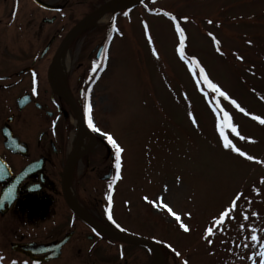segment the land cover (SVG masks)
<instances>
[{"label": "rangeland", "instance_id": "1", "mask_svg": "<svg viewBox=\"0 0 264 264\" xmlns=\"http://www.w3.org/2000/svg\"><path fill=\"white\" fill-rule=\"evenodd\" d=\"M24 7L9 22L13 55L30 38ZM111 15L70 50L74 58L89 46L93 57L106 47L93 110L102 140L111 136L121 149L118 175L108 183L111 227L162 246V264H264V0H143ZM201 69L227 100L208 89ZM76 195L93 205L97 194ZM54 215L43 223L0 215V264H32L5 250L11 242L68 233L64 213ZM75 243L64 248L67 264H87L72 252ZM123 249L128 264H148L145 247Z\"/></svg>", "mask_w": 264, "mask_h": 264}, {"label": "flooded vegetation", "instance_id": "2", "mask_svg": "<svg viewBox=\"0 0 264 264\" xmlns=\"http://www.w3.org/2000/svg\"><path fill=\"white\" fill-rule=\"evenodd\" d=\"M20 3L25 5L23 13L24 10L29 12L25 29L30 38L20 45L18 54L13 55L8 28ZM103 3L105 1L101 0H0V112L4 118L0 124V158L8 166L0 163V192L8 189V199H13L1 216L13 212L25 220L43 223L52 214L56 215L58 209L64 213L61 223L68 224L70 229L62 236L52 233L53 238L44 241L11 242L9 249H5L32 264L59 263L62 257L61 264H67L64 248L74 238L75 247L69 250L76 256L83 255L87 264H118L120 261L128 264L129 261L123 252V245L128 243L90 227L67 205V201L73 202L102 230L130 236L111 227L108 183L116 169V158L109 153L100 132L95 135L88 127L86 114L90 105V116L96 127L93 109L99 106L95 96L102 83L106 49L100 44L92 57V50L88 52L87 46L82 55L71 57L70 50L86 27L59 50L67 33ZM4 126H8V150L4 147ZM84 144L86 150L78 153ZM107 156L108 164L101 161L103 157L108 159ZM96 182L100 188L94 186ZM79 190L88 191V196L97 194L93 205L76 195ZM68 191L72 192L74 200ZM76 223L82 226L81 231ZM68 234L56 258L44 260L49 254L46 252L34 254L32 259L11 249L13 243L59 242ZM145 249L150 255L149 248ZM0 256L4 255L0 253Z\"/></svg>", "mask_w": 264, "mask_h": 264}, {"label": "water", "instance_id": "3", "mask_svg": "<svg viewBox=\"0 0 264 264\" xmlns=\"http://www.w3.org/2000/svg\"><path fill=\"white\" fill-rule=\"evenodd\" d=\"M142 0H131V1H127L124 3H107L103 6H101L100 8L94 10L93 12H91L90 14H88L86 17H84L77 25L74 29H72L67 36L65 37V39L63 40L60 49H64L67 44L70 42V40L77 34L79 33L83 28H85L87 25H89L91 23V20L94 17H99V16H103L104 14H106L107 12H111L123 7H129V6H133L139 2H141ZM3 135H4V147L6 149H8V131H6L5 128L2 129ZM0 163H2V165L5 167L6 164L0 159ZM7 167V166H6ZM8 169V168H7ZM26 172V170L19 175L18 177H21L24 173ZM13 199L9 198L8 199V189H3L0 193V213L3 214L6 212V210L8 209L9 205L11 204ZM67 205L69 206V208L73 211V213L79 217L83 222H85L87 225L93 227L94 229H97L98 231L105 233L106 235L116 239V240H120V241H125V242H130V243H136V244H142L145 246H149L153 249V257L152 260L149 264H153L159 254V247L151 244L149 242H146L144 240L141 239H136V238H132V237H126L123 235H119V234H115V233H109L106 230H102L100 228L97 227L96 223H94L93 221H91L88 217L85 216V214L80 211L77 206L73 203V202H69L67 201ZM70 234L65 236L64 239H62L60 242H54L51 244H47V245H35L32 243H13L11 245V249L18 252V253H22L24 255L29 256L30 258H34V254H42L45 252H51L50 255H48V257L44 258V260L47 259H51V258H55L58 257L60 255V248L61 246L64 244V242L69 238ZM41 260V259H40ZM35 261V260H34ZM38 262V261H37Z\"/></svg>", "mask_w": 264, "mask_h": 264}, {"label": "snow or ice", "instance_id": "4", "mask_svg": "<svg viewBox=\"0 0 264 264\" xmlns=\"http://www.w3.org/2000/svg\"><path fill=\"white\" fill-rule=\"evenodd\" d=\"M169 19H171V17H169ZM209 23H210V22H209ZM177 31H179V29H177ZM180 35H181V41H180V43H181V51H180V55H181V58H183V57H184V53H183V42H184V37H183V34H182V33H181ZM217 48H219V44H217ZM153 55H156V53L153 52ZM238 59H239V57H238ZM192 63L195 64L196 62H195V61H192ZM201 77L204 79L205 84H207V87H208V89H209L210 91H214V92L217 93L218 95L223 96L225 100L228 99V97L225 96L224 93L221 92L219 88H217L214 84H211V83H209V82L207 81V78L204 77V75H203V70H202V69H201ZM229 102L232 103L231 101H229ZM238 110H239V109H238ZM90 113H91V106L89 105V106L87 107V109H86V114L88 115V127H89L93 132H97L98 129L93 125V122H92V119H91ZM223 119H224V123H222V124L220 125V135H221L222 138L224 137V130H225V128L229 127V124H228L229 117L227 116V114H225V116H224ZM252 119H256V117H252ZM258 122L261 123V124H264V120H260V121H258ZM231 131H232L233 133H235V132H236V129H235V128H232ZM100 135L103 136V135H105V134L101 132ZM107 142L111 145V147H112L113 149H115V151H116V153H117V157H116V159H117L116 168H117V171H119V169H120V163H119V160H120V152H121V149L117 146L116 142L113 140V138H112L111 136H108V137H107ZM224 144H225V147L231 149L232 151H235V149H232V146L228 143V140H227V139L224 140ZM236 154H237V155H241V156L243 155V153H241V152H237ZM244 158H245V159H248L247 156H245ZM168 211H169V215H173V213L171 212V210H168ZM225 215H227V213H225ZM173 218H174L175 220H177V221L180 220V217H179V216H175V215H174ZM220 222H221V221H217V223H220ZM180 228H181L185 233H188V232H189V229H188L184 224H182V223L180 224ZM210 234H211V233H209V235H210ZM205 238L207 239V237H205ZM253 239H255V237H253Z\"/></svg>", "mask_w": 264, "mask_h": 264}, {"label": "bare ground", "instance_id": "5", "mask_svg": "<svg viewBox=\"0 0 264 264\" xmlns=\"http://www.w3.org/2000/svg\"><path fill=\"white\" fill-rule=\"evenodd\" d=\"M125 1H127V0H114L113 2H115V3H123V2H125ZM103 19V17H94L92 20H91V23H90V25H92V24H96L95 22H99V21H101ZM87 145H82L80 148H79V150H78V153H82V152H84L85 150H86V147ZM68 195L73 199L74 197H73V194H72V192L71 191H68ZM74 200V199H73ZM153 264H162V258H161V255L159 254L158 255V258H157V260L153 263Z\"/></svg>", "mask_w": 264, "mask_h": 264}]
</instances>
